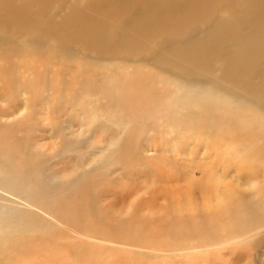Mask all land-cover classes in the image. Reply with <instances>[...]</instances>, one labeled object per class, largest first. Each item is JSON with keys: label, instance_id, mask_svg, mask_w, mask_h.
<instances>
[{"label": "bare ground", "instance_id": "6f19581e", "mask_svg": "<svg viewBox=\"0 0 264 264\" xmlns=\"http://www.w3.org/2000/svg\"><path fill=\"white\" fill-rule=\"evenodd\" d=\"M83 1L12 6L52 35L0 27V264H261L264 0Z\"/></svg>", "mask_w": 264, "mask_h": 264}, {"label": "rangeland", "instance_id": "374dc122", "mask_svg": "<svg viewBox=\"0 0 264 264\" xmlns=\"http://www.w3.org/2000/svg\"><path fill=\"white\" fill-rule=\"evenodd\" d=\"M83 2H84L83 5H86V4H88L89 1L88 0H84ZM16 3H21V0H5L4 7H1L0 8V27H6V28L10 29L11 31H14V32H17V33L22 34L23 36L27 32L39 31V30H46L51 35L53 34L52 27L56 25L57 19H59V17L56 18L55 15H53V17H51V21L49 23H47V24L30 23V22L17 23V24L11 23L10 20H9V17H10V14H11L12 6L14 4H16ZM218 7H219V4H217V5H210V6L205 7V8H206L207 11H211V10L217 9ZM44 11H45V13H46L47 16L48 15H51L52 14L51 6H48V8H46ZM101 12H102L101 14H100V12L98 13L99 15L97 16V20L102 21V22H106L108 25L117 26L119 29H122V30L126 29L124 26L125 25H128L131 22V19L130 18H125V19H121L119 17L108 18L105 15L106 14L105 11L101 10ZM161 19H163V16L162 15H154V16H151V17H149L147 19V24L148 25H153L154 23L160 21ZM207 23H208L207 22V16H205L201 20V24H200L201 25V28L203 27V25H205ZM62 24H60V25L57 26V30H61ZM57 34H58V32L54 33V35H57ZM74 36H75V32H74ZM72 43L80 51H82L84 53L85 52L87 53V56H85L86 58L89 57V56H94L95 51L99 53V51L97 50L98 47L96 45H92V46H90V45L81 46L82 42H81V40L77 36H75V42H74V38L72 39ZM97 44L100 45V43H98V42H97ZM115 62H117L116 64L121 63L120 60H117ZM133 66L134 67H138L137 65H133ZM143 67H150L149 62L143 63ZM9 103H6L4 101H1L0 102V109L1 108H5V107H10V104ZM16 107H18V106H16ZM21 112L24 115L27 114V113H25V110L24 109H22ZM70 114H75V113H73V112H69L68 114H65L64 113L63 116H60V120L62 122H64L65 124H67V125H72V123L70 122V120L73 119L74 116L73 115H70ZM66 129L68 130V128H66ZM75 131L76 132H79V134L81 135L80 136L81 139L82 140L84 139L85 142H87L89 140V138L93 137V135H92L93 132L90 134V133H87L85 130L83 131L82 129H79L77 127L75 128ZM47 133H48V137H49L50 140L47 141L46 144L49 146L48 149H50L53 146V144H56L57 145L58 144L57 141H60V140H57L53 136V133H52L51 130H48ZM30 150H31V148H30ZM147 150H148L147 151V154L149 156H152V155H154L156 153L151 148L150 149H147ZM49 154H52V155L57 154V148H55L54 150L49 151ZM184 155L185 156H180L183 159L184 162H186L187 164L190 163V160H191V163L193 162V158L192 157L188 156V154H184ZM58 162H61V159ZM115 178L116 179H119V180L122 179L121 177H119V174L118 175L115 174ZM195 178L196 179L201 178L200 175H198V172L195 173ZM149 180H150V178H148V180L146 181L147 186H151V182H149ZM189 192H191V194L188 195L187 197L183 198V199L181 198V200H179L177 202L176 207H178V206H180L182 204H186L189 201V199H191V207H192V204H193V199H196L200 205H203V201H204L203 198H204V196H203V194L199 190H189ZM138 195H142L144 197V199H145V198L150 197L149 196L150 195V192L147 193L145 191V192L139 193ZM126 198H124V200ZM127 199H126V202L128 201ZM134 199H136V198H132L130 200V202L133 201ZM115 204H117V202H115ZM65 239H62L59 242V245H57L60 248L59 250H63V248H66L64 246H66L70 242V241H66ZM92 243L94 244V246L99 245L96 242H92ZM51 247H52V249H54V246H51ZM263 247H264V239L262 240L261 246L259 247V249H260L259 250V253H260V251H262V248ZM259 259H263V260H260V262H261V264H264V254H260ZM60 260L63 262L62 259H60ZM248 261L249 260H246L245 263L248 264Z\"/></svg>", "mask_w": 264, "mask_h": 264}]
</instances>
